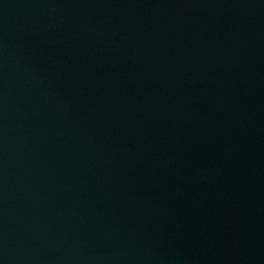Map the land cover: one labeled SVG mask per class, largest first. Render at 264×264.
Here are the masks:
<instances>
[{
    "label": "water",
    "instance_id": "95a60500",
    "mask_svg": "<svg viewBox=\"0 0 264 264\" xmlns=\"http://www.w3.org/2000/svg\"><path fill=\"white\" fill-rule=\"evenodd\" d=\"M0 264H264V0H0Z\"/></svg>",
    "mask_w": 264,
    "mask_h": 264
}]
</instances>
